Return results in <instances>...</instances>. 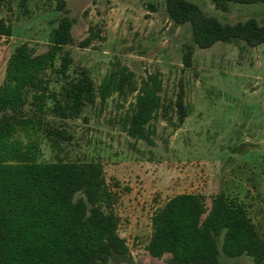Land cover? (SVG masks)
Here are the masks:
<instances>
[{"label":"rangeland","instance_id":"rangeland-1","mask_svg":"<svg viewBox=\"0 0 264 264\" xmlns=\"http://www.w3.org/2000/svg\"><path fill=\"white\" fill-rule=\"evenodd\" d=\"M188 1L222 24L264 20V3L231 4L221 12L211 0ZM65 15L75 20L73 43L65 48L74 70L86 69L96 87L118 67L127 68L138 86L156 75L164 105L172 106L182 90L188 112L183 123L170 108L166 116L159 114L149 124V141L129 137L124 126L134 94H112L104 105L96 100L75 119L46 115L70 137L60 157L102 165L118 234L128 248L126 256H113L108 264H166L168 255L156 259L146 250L151 217L182 193L202 196L207 209L223 193L244 206L264 241V43L251 48L241 41L218 42L199 49L190 25L172 22L161 0H0V23L11 31L0 34V86L16 47L46 52L51 30ZM187 46L194 50L190 67L182 63ZM32 113L26 105L24 117ZM19 139L26 141L24 132ZM40 142V161L54 160L47 140ZM219 259L252 264L247 256L228 258L222 252Z\"/></svg>","mask_w":264,"mask_h":264},{"label":"trees","instance_id":"trees-1","mask_svg":"<svg viewBox=\"0 0 264 264\" xmlns=\"http://www.w3.org/2000/svg\"><path fill=\"white\" fill-rule=\"evenodd\" d=\"M161 1L172 22L190 25L199 49L218 42L241 41L251 48L264 43V20L222 24L188 0ZM211 2L216 10L226 12L231 4L264 0ZM74 22L62 16L42 54H33L25 44L16 47L0 86V264H108L113 256L128 254L118 234L119 220L102 165L60 157L62 144L70 137L53 127L46 115L59 121L75 119L96 100L104 105L112 94H134L124 126L129 137L144 141L150 140V122L159 114L166 116L169 108L179 123L188 115L182 90L172 106L164 105L156 75L138 86L127 68L118 67L96 87L86 69L74 70L65 50L73 43ZM0 34L11 35L2 22ZM89 41L80 45L86 47ZM193 52L192 46L186 47L185 67L191 66ZM60 81L57 90L54 83ZM26 105L33 108L29 118L24 117ZM20 131L26 141L19 139ZM41 137L55 153L54 160L40 161ZM151 227L146 250L156 259L168 255L166 264H223L221 252L228 258L247 256L252 264H264V241L246 209L223 193L212 197L209 209L200 195H175L154 212Z\"/></svg>","mask_w":264,"mask_h":264}]
</instances>
